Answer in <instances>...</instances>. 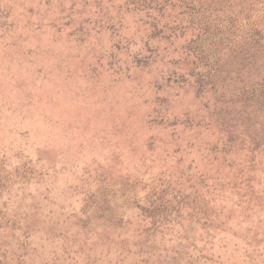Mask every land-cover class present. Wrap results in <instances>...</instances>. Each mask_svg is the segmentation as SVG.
Instances as JSON below:
<instances>
[{
  "label": "rangeland",
  "instance_id": "rangeland-1",
  "mask_svg": "<svg viewBox=\"0 0 264 264\" xmlns=\"http://www.w3.org/2000/svg\"><path fill=\"white\" fill-rule=\"evenodd\" d=\"M165 1L0 0V264H264V0Z\"/></svg>",
  "mask_w": 264,
  "mask_h": 264
},
{
  "label": "trees",
  "instance_id": "trees-1",
  "mask_svg": "<svg viewBox=\"0 0 264 264\" xmlns=\"http://www.w3.org/2000/svg\"><path fill=\"white\" fill-rule=\"evenodd\" d=\"M132 2H136V3L140 4V5L143 4L146 7H149L148 9H150L152 7L151 10H153V11H154V9H156V11H161L162 9L164 10L165 3H166L165 0H161V1L160 0H132ZM179 2H180L181 5H184V6H186L185 4H187V3H185L186 2L185 0H179ZM190 3H192V2H190ZM153 20H154V18H153ZM155 24L156 23L152 24L153 25L152 26L153 27V30H150V33L152 32V34H154L155 31H156L155 30L156 29V25ZM203 26L204 27H203V30H202V35H204V32L206 31L207 27L210 26V24H204ZM168 31L169 32L166 35V38L167 39L170 38L171 35H174V37L175 36H178L177 27H175L174 25L173 26H170V28L168 29ZM197 39H198V37L196 39H193L192 40L193 42H192L191 48H193V51H192L193 54H194V57L193 58H196L199 61H201V60L204 61L206 59V56H207V49H206V45H205V43H206L205 40L209 41V43H212L213 42V39L212 38L207 39L206 37L205 38H202L201 41H198ZM201 72H206L203 75L201 74V78H200L201 81H203V83L208 82L209 81V78H210V76L207 77L208 71H201Z\"/></svg>",
  "mask_w": 264,
  "mask_h": 264
}]
</instances>
